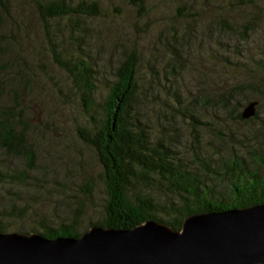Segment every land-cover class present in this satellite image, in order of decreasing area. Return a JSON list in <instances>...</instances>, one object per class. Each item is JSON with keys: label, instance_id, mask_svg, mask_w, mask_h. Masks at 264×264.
Segmentation results:
<instances>
[{"label": "rangeland", "instance_id": "1", "mask_svg": "<svg viewBox=\"0 0 264 264\" xmlns=\"http://www.w3.org/2000/svg\"><path fill=\"white\" fill-rule=\"evenodd\" d=\"M96 1L98 16L76 27L42 24L33 0H0V113L34 154L27 169L0 150V169L18 176L0 183L4 233L40 232L77 215L81 234L103 218L100 167L76 132L98 117L111 72L131 50L148 94L140 112L151 145L160 141L186 166L211 154L214 166L226 151L264 141V0H144L142 9ZM53 52L85 63L93 83L87 109ZM247 101L257 102L256 120L234 122ZM13 209L18 216H8Z\"/></svg>", "mask_w": 264, "mask_h": 264}, {"label": "trees", "instance_id": "2", "mask_svg": "<svg viewBox=\"0 0 264 264\" xmlns=\"http://www.w3.org/2000/svg\"><path fill=\"white\" fill-rule=\"evenodd\" d=\"M33 1L42 24H46L48 20L64 19L77 27L99 14L96 0ZM126 1L139 9L144 4V0ZM172 50L171 47L167 54ZM52 60L70 76L80 94V101L87 109L93 83L90 82L85 63L77 57L60 61L55 52L52 53ZM138 68L137 51L131 50L121 56L111 72L106 94L99 104L98 117L93 119L92 125L76 132L78 140L90 149L100 167L99 182L104 197L103 218L89 223L88 228L95 226L130 230L152 220L177 231L182 220L190 215L263 204L264 141L248 144L247 151L239 148L237 152L226 151L224 155H220L214 166L211 154L194 155L191 161L194 165L186 166L187 162L174 157L169 148L160 141L151 145L140 112L148 94L141 85L140 80L143 78L139 76ZM251 102L256 103L254 115L242 120L240 113ZM246 104L240 112L235 111L234 122L245 125L256 120L257 102L247 101ZM0 114V150L5 154L23 158L26 168L31 169L34 154L25 144V134L13 127L5 111ZM180 114L183 116L181 112ZM187 117L189 124L196 125V117L191 114H187ZM247 164L253 168L248 170ZM17 177L0 169V183H7L5 178L13 181ZM152 188L162 189L160 195H154ZM217 188L223 189L227 197ZM75 212L79 213L78 210ZM9 215L18 216L14 209ZM76 217L77 215L67 223L55 227H44L40 232H30L45 239L78 238L80 233L76 229ZM4 231L0 221V233ZM17 233L28 234L25 231Z\"/></svg>", "mask_w": 264, "mask_h": 264}, {"label": "water", "instance_id": "3", "mask_svg": "<svg viewBox=\"0 0 264 264\" xmlns=\"http://www.w3.org/2000/svg\"><path fill=\"white\" fill-rule=\"evenodd\" d=\"M0 264H264V203L190 215L177 231L147 220L130 230L92 226L78 238L0 233Z\"/></svg>", "mask_w": 264, "mask_h": 264}]
</instances>
